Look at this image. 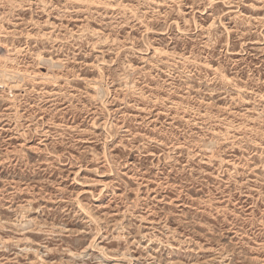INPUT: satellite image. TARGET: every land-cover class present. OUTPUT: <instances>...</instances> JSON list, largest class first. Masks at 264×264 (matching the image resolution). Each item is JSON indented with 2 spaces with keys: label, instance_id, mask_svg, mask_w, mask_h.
Here are the masks:
<instances>
[{
  "label": "rangeland",
  "instance_id": "rangeland-1",
  "mask_svg": "<svg viewBox=\"0 0 264 264\" xmlns=\"http://www.w3.org/2000/svg\"><path fill=\"white\" fill-rule=\"evenodd\" d=\"M0 70V264H264V0H0Z\"/></svg>",
  "mask_w": 264,
  "mask_h": 264
},
{
  "label": "bare ground",
  "instance_id": "bare-ground-1",
  "mask_svg": "<svg viewBox=\"0 0 264 264\" xmlns=\"http://www.w3.org/2000/svg\"><path fill=\"white\" fill-rule=\"evenodd\" d=\"M17 53V52H16ZM1 71V70H0ZM4 77V76H3ZM8 78V77H7ZM26 79V78H25Z\"/></svg>",
  "mask_w": 264,
  "mask_h": 264
}]
</instances>
